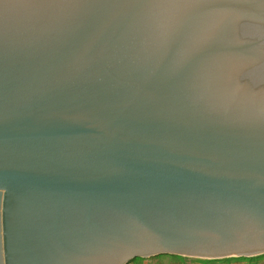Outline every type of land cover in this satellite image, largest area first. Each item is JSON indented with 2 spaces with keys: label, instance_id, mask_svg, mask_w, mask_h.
Returning <instances> with one entry per match:
<instances>
[{
  "label": "water",
  "instance_id": "water-1",
  "mask_svg": "<svg viewBox=\"0 0 264 264\" xmlns=\"http://www.w3.org/2000/svg\"><path fill=\"white\" fill-rule=\"evenodd\" d=\"M264 255V0H0V264Z\"/></svg>",
  "mask_w": 264,
  "mask_h": 264
},
{
  "label": "trees",
  "instance_id": "trees-1",
  "mask_svg": "<svg viewBox=\"0 0 264 264\" xmlns=\"http://www.w3.org/2000/svg\"><path fill=\"white\" fill-rule=\"evenodd\" d=\"M161 257H169L171 259L187 258V257H181V256H175V255H159V256L148 258V259L137 258L133 260L132 262H130L129 264H132L138 260L139 261L151 260V259L161 258ZM188 259H194V258H188ZM263 259H264V255L252 257V258H228V259H222V260H207V262H211L212 264H260L262 263Z\"/></svg>",
  "mask_w": 264,
  "mask_h": 264
},
{
  "label": "rangeland",
  "instance_id": "rangeland-1",
  "mask_svg": "<svg viewBox=\"0 0 264 264\" xmlns=\"http://www.w3.org/2000/svg\"><path fill=\"white\" fill-rule=\"evenodd\" d=\"M132 264H212L211 262H207V260H201V259H188V258H177V259H171L169 257H161V258H155L151 260H141L136 261ZM264 264V259L262 260V263Z\"/></svg>",
  "mask_w": 264,
  "mask_h": 264
}]
</instances>
